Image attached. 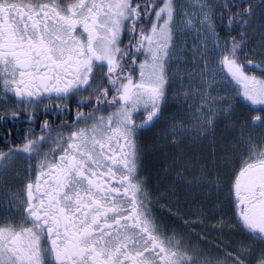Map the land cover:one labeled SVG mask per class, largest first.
<instances>
[{
    "label": "snow or ice",
    "instance_id": "1",
    "mask_svg": "<svg viewBox=\"0 0 264 264\" xmlns=\"http://www.w3.org/2000/svg\"><path fill=\"white\" fill-rule=\"evenodd\" d=\"M0 100V264H264V0H0ZM157 126L213 248L155 214Z\"/></svg>",
    "mask_w": 264,
    "mask_h": 264
},
{
    "label": "trees",
    "instance_id": "2",
    "mask_svg": "<svg viewBox=\"0 0 264 264\" xmlns=\"http://www.w3.org/2000/svg\"><path fill=\"white\" fill-rule=\"evenodd\" d=\"M253 115L254 113H248ZM6 129H12V135H22L23 131L17 132L16 124L12 122L0 123V133H4ZM157 129L153 128L141 134L140 143L147 145V150L143 154V165L141 176L145 177L148 181V187L153 192L159 195L160 198L154 196L153 208L155 214L159 215L163 220L167 221L169 225H174L177 229H182L185 235H191V239L196 241L199 239L201 229H205L207 233V239L203 240L202 247L213 248L214 238L217 233L213 230V222L211 218L205 224L196 226L189 224L187 227L184 226L183 221L192 219V216L174 217L172 213L176 211L175 206L168 204L167 193L170 188H177V197L180 199V208L184 211H194L199 204L198 192L191 193L182 182L174 184L176 177L177 167L173 165L176 155L179 149H173L170 143L160 142L157 137ZM20 143V141H15ZM0 147H5L3 139H0ZM187 159V157H185ZM163 195H161V194ZM186 193H188L186 195ZM172 207V213L169 212V207Z\"/></svg>",
    "mask_w": 264,
    "mask_h": 264
},
{
    "label": "flooded vegetation",
    "instance_id": "3",
    "mask_svg": "<svg viewBox=\"0 0 264 264\" xmlns=\"http://www.w3.org/2000/svg\"><path fill=\"white\" fill-rule=\"evenodd\" d=\"M0 103H2V100H0ZM73 108H75V105L73 104L72 106ZM85 110H87V108L85 107ZM107 111V110H106ZM44 117L42 116L41 119H43ZM68 119H71V117H68ZM54 123H59L58 120L54 121ZM17 128H20L21 130L23 129V127H26L27 125H20L19 123L16 124ZM37 129H39V123H37L36 125Z\"/></svg>",
    "mask_w": 264,
    "mask_h": 264
},
{
    "label": "rangeland",
    "instance_id": "4",
    "mask_svg": "<svg viewBox=\"0 0 264 264\" xmlns=\"http://www.w3.org/2000/svg\"><path fill=\"white\" fill-rule=\"evenodd\" d=\"M156 128H159V126H157ZM158 130V129H157ZM157 137V136H156ZM158 139V138H157ZM160 142H164V141H162V140H160V139H158ZM22 160L24 161V163L26 164L27 163V159H26V157L25 158H22ZM16 167H20V163L18 162L17 163V165H16ZM161 194V193H160ZM161 195H163V194H161Z\"/></svg>",
    "mask_w": 264,
    "mask_h": 264
}]
</instances>
